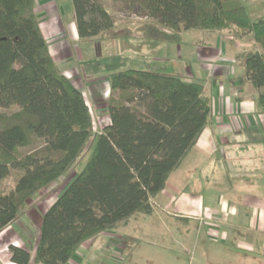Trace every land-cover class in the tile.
Here are the masks:
<instances>
[{
  "label": "trees",
  "instance_id": "1",
  "mask_svg": "<svg viewBox=\"0 0 264 264\" xmlns=\"http://www.w3.org/2000/svg\"><path fill=\"white\" fill-rule=\"evenodd\" d=\"M137 5L145 22L117 34L122 50L84 63L87 77L108 79L109 123L97 134L83 93L59 71L42 33L36 0H0V182L20 171L15 188L0 191V232L27 201L62 178L85 149L84 168L44 212L36 264H68L79 248L135 215L154 213L165 190L207 127L211 100L204 86L152 61L150 54L180 42L184 29H230L252 36L261 51L244 56L245 77L264 112V16L252 21L244 0H116ZM81 41L110 36L115 24L103 0H72ZM137 36V37H135ZM124 52V51H123ZM41 141L25 155L18 150ZM10 260L31 253L10 245Z\"/></svg>",
  "mask_w": 264,
  "mask_h": 264
},
{
  "label": "crops",
  "instance_id": "2",
  "mask_svg": "<svg viewBox=\"0 0 264 264\" xmlns=\"http://www.w3.org/2000/svg\"><path fill=\"white\" fill-rule=\"evenodd\" d=\"M68 1L72 2L36 0L40 28L59 71L83 93L92 116L91 107L99 108L105 112L108 124L110 83L104 77L85 76L83 65L104 56L134 54L122 50L116 36L81 41L73 2L70 10L64 7ZM123 30L126 34L130 32ZM254 51L261 50L252 36L241 38L230 29L183 28L180 42L169 43L150 54L152 61L164 65L175 60L183 62V65L172 62L173 73L204 86L211 100V118L197 144L169 177L165 190L153 201L154 213L131 217L116 229L101 233L103 239L123 240L132 236L136 241L142 237L164 240L163 231L168 232L170 227L184 239V230L192 225L199 233L204 232L205 242L211 245L199 251L198 259L191 260L189 250L183 251L188 248L187 242H182L181 252H171L168 264H264V112L252 83L238 82L245 77L244 56ZM107 124H101L99 132ZM49 207L41 209L38 216L35 230L38 236L30 228L29 216L25 224H19V229H13L17 218L0 232V264H15L10 260V245L26 248L32 255L30 264H36L39 228ZM127 227L132 235H115ZM31 241L34 245L28 246ZM80 248L68 264L84 261L88 252L80 258ZM125 252L113 251L112 258L119 261L128 258Z\"/></svg>",
  "mask_w": 264,
  "mask_h": 264
},
{
  "label": "rangeland",
  "instance_id": "3",
  "mask_svg": "<svg viewBox=\"0 0 264 264\" xmlns=\"http://www.w3.org/2000/svg\"><path fill=\"white\" fill-rule=\"evenodd\" d=\"M71 3L72 2L70 1H68V3H64V7L66 10L71 9ZM102 4L111 15V18L115 24L116 30L110 33V39L114 38L117 34L122 35L124 32V30L122 31V29L134 30L136 27H138V23H143L147 20V18L142 15V9L137 5L133 6L131 3L116 0H103ZM244 4L248 9L252 21L264 16V0H244ZM231 35L234 36V33H231ZM172 62L183 65V62L180 60H175ZM172 62L165 63V69L170 73L174 72ZM106 101H108V97L105 98V102ZM91 108L93 110V117L96 122L94 126V132L97 133L99 132L100 125H103L105 123L107 124V120L104 119L105 112L101 111V109L99 108L94 109L93 106ZM15 111L16 110L14 109H0V117L10 116ZM40 145L41 141L35 140L34 144H32L31 146L19 149L18 154L25 155L31 150L38 148ZM90 146L91 144L88 145L77 164L71 169L70 172H68V174L58 179L57 181L40 191L36 196L30 198L27 201L25 206L20 210L18 223L13 226L14 230H16V228L19 229V224H25V222L28 221L29 216L31 219L30 228L33 233L37 234L38 236V233L35 232V230H37L36 223H38L40 220L38 216L41 214V209H46L50 204H53L55 200L60 196V194L65 190V188L69 185L71 180L84 168L89 157ZM20 174V171L13 170L8 178L0 182V191L8 192L13 190ZM148 220V222H152V219ZM169 229V233L167 231H163L165 241L162 239H153V237H147L146 239L142 237V240L136 241V237L132 236L124 237L123 240L122 238L121 240L118 238L103 239V236L100 235L98 236V238L90 240V242L86 244L82 249L80 248V258H82V253L85 254L86 252H88L86 253L84 261H82L80 264H168L171 252H181L182 248L179 246V244H181L182 242H187L188 248L184 249L183 251L189 250L191 260L193 258L198 259L199 251L211 245V243L205 242L206 239L204 238V232L199 233L198 229L195 226L190 225V227H186V229L184 230V239L183 236L181 237L182 240L173 231V228L170 227ZM119 231L120 232H116L115 235L120 236L119 234L121 233L132 235L130 232V228L128 227L125 229H120ZM167 236H171L170 239L166 238ZM9 237L12 239L14 238L12 235ZM210 237H214V234L210 233ZM173 239L175 241H173ZM32 245H34L33 241L28 244V246ZM28 248L30 249V247ZM113 251H126L125 254L126 256H128V258L125 257L122 260L120 259V261L115 260L112 258ZM151 256H154V258L149 260ZM182 260L185 261V259Z\"/></svg>",
  "mask_w": 264,
  "mask_h": 264
}]
</instances>
